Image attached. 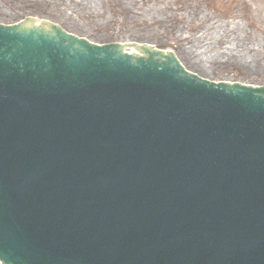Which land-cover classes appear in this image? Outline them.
<instances>
[{
	"label": "water",
	"instance_id": "1",
	"mask_svg": "<svg viewBox=\"0 0 264 264\" xmlns=\"http://www.w3.org/2000/svg\"><path fill=\"white\" fill-rule=\"evenodd\" d=\"M122 48L0 24V259L264 264V87Z\"/></svg>",
	"mask_w": 264,
	"mask_h": 264
},
{
	"label": "rangeland",
	"instance_id": "2",
	"mask_svg": "<svg viewBox=\"0 0 264 264\" xmlns=\"http://www.w3.org/2000/svg\"><path fill=\"white\" fill-rule=\"evenodd\" d=\"M28 18L102 45L132 43L140 56L137 45L151 44L171 50L190 74L264 87V0H0V24ZM201 22L203 33L214 34V50L223 41L231 47L211 57L204 75L186 52V36L202 32L194 28ZM194 50L203 48L195 43Z\"/></svg>",
	"mask_w": 264,
	"mask_h": 264
},
{
	"label": "bare ground",
	"instance_id": "3",
	"mask_svg": "<svg viewBox=\"0 0 264 264\" xmlns=\"http://www.w3.org/2000/svg\"><path fill=\"white\" fill-rule=\"evenodd\" d=\"M31 22L33 24H39V20H34L33 19V20H30V24H31ZM205 24H206V22H201L199 26H195L194 28L198 32L202 31L205 28ZM203 32H204V30L202 32H200L202 34L194 33L192 36H186V42L191 44L188 47L187 51H186L188 53V55H189V57H188L189 58V63H190L191 66L196 67V69L200 71L201 75H204V73L207 70V67L211 66V63L214 62V59L210 60L213 55H216V54H220V55L228 54V52L231 49V47L227 44V42L223 41L222 42V46L218 50H214V46H213V44H211L212 43V39L214 38V34L210 33V35L209 34L206 35V33H203ZM200 39H203L202 42L200 41ZM90 43L97 45V43H94V42H90ZM195 43H198L203 48V50L195 52V50H194ZM129 45L131 47L127 46L126 43L123 44L122 54H124V55L137 54V52H133L135 48L132 46V43H130ZM138 45L142 46V47H147L149 49L151 48L154 51L159 52V50L154 48L153 45H151V44L149 45V44H145V43L142 44L141 43V44H138ZM162 53L166 54V55H169V54H171L173 52L171 50L165 49V50H162ZM217 56H219V55H217ZM217 59H220V58H216V60ZM221 59L224 60L223 58H221ZM0 264H6V263H4L2 260H0Z\"/></svg>",
	"mask_w": 264,
	"mask_h": 264
}]
</instances>
